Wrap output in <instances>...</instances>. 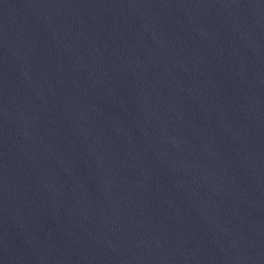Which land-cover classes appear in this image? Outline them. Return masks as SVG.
I'll return each mask as SVG.
<instances>
[{"label":"water","instance_id":"water-1","mask_svg":"<svg viewBox=\"0 0 264 264\" xmlns=\"http://www.w3.org/2000/svg\"><path fill=\"white\" fill-rule=\"evenodd\" d=\"M0 264H264V0H0Z\"/></svg>","mask_w":264,"mask_h":264}]
</instances>
